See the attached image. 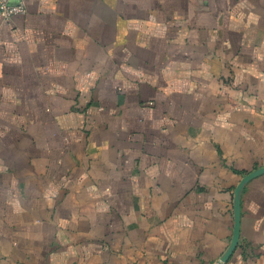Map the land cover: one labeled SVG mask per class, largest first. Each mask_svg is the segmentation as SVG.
Returning a JSON list of instances; mask_svg holds the SVG:
<instances>
[{
	"label": "crops",
	"instance_id": "0c3cea01",
	"mask_svg": "<svg viewBox=\"0 0 264 264\" xmlns=\"http://www.w3.org/2000/svg\"><path fill=\"white\" fill-rule=\"evenodd\" d=\"M26 4L0 11V264H264V0Z\"/></svg>",
	"mask_w": 264,
	"mask_h": 264
},
{
	"label": "built area",
	"instance_id": "2783aa9c",
	"mask_svg": "<svg viewBox=\"0 0 264 264\" xmlns=\"http://www.w3.org/2000/svg\"><path fill=\"white\" fill-rule=\"evenodd\" d=\"M0 11L4 18L27 12L26 0H0Z\"/></svg>",
	"mask_w": 264,
	"mask_h": 264
},
{
	"label": "water",
	"instance_id": "95a60500",
	"mask_svg": "<svg viewBox=\"0 0 264 264\" xmlns=\"http://www.w3.org/2000/svg\"><path fill=\"white\" fill-rule=\"evenodd\" d=\"M262 171V170H261ZM257 173H259V171L258 172H256V174ZM255 175V173H252V174H250L247 178H249V177H252V176H254ZM246 178V179H247ZM239 208V206H237V215H239L238 214V209ZM238 239H239V217H237V220H236V226H235V238H234V242H233V245H232V247L234 248L235 247V245L237 244V242H238ZM231 252V251H230ZM229 252V253H230Z\"/></svg>",
	"mask_w": 264,
	"mask_h": 264
}]
</instances>
